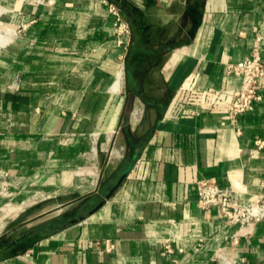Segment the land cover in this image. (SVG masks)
Instances as JSON below:
<instances>
[{
    "label": "crops",
    "instance_id": "crops-1",
    "mask_svg": "<svg viewBox=\"0 0 264 264\" xmlns=\"http://www.w3.org/2000/svg\"><path fill=\"white\" fill-rule=\"evenodd\" d=\"M109 1L128 47L102 0H0V247L22 235L0 264H264V220L232 243L195 194L199 177L237 204L264 192V78L239 135L227 115V64L264 61V0Z\"/></svg>",
    "mask_w": 264,
    "mask_h": 264
},
{
    "label": "built area",
    "instance_id": "built-area-1",
    "mask_svg": "<svg viewBox=\"0 0 264 264\" xmlns=\"http://www.w3.org/2000/svg\"><path fill=\"white\" fill-rule=\"evenodd\" d=\"M38 3H48L51 0H35ZM108 12L113 17L114 35L120 45L129 46L131 29L118 4L109 0H102ZM227 72L240 78V85L232 92L231 100L227 109L230 123L239 135L241 130L238 126V119L248 111H251L255 104L262 98L258 91L259 82L264 78V61L257 50L237 62L227 64ZM256 148L264 146V140L255 138ZM195 194L198 204L207 208L217 205L221 215L229 224L237 225V230L232 238V243L237 242V235L244 234L255 222L264 220V192L255 197L247 204H237L232 199V188L221 185L214 177H199L195 181ZM105 250L112 251V242H105ZM32 249H27L24 256H30ZM163 252L165 255H172L173 248L169 241H164ZM173 261H176L172 258Z\"/></svg>",
    "mask_w": 264,
    "mask_h": 264
},
{
    "label": "rangeland",
    "instance_id": "rangeland-1",
    "mask_svg": "<svg viewBox=\"0 0 264 264\" xmlns=\"http://www.w3.org/2000/svg\"><path fill=\"white\" fill-rule=\"evenodd\" d=\"M6 14L7 13L4 11L0 12V25H1L0 26V42H2L0 43V45L3 43H6L7 40L13 37L15 33L13 26L8 24V23L11 24L13 22L7 20V17H5ZM91 137H93V135H91ZM95 138L97 137L95 136ZM44 196L45 198H49L51 196V192L47 191Z\"/></svg>",
    "mask_w": 264,
    "mask_h": 264
},
{
    "label": "water",
    "instance_id": "water-1",
    "mask_svg": "<svg viewBox=\"0 0 264 264\" xmlns=\"http://www.w3.org/2000/svg\"><path fill=\"white\" fill-rule=\"evenodd\" d=\"M131 164V163H130ZM126 176V169L123 170L120 175L118 176V178L116 179V181L114 182V184L111 186V188L109 189V191L105 194V198H108L112 195V193L114 192V190L117 188V186L120 184V182L122 181V179ZM101 204V202L98 204V206ZM22 237V235H19L17 237H15L13 240L7 242L6 244H4L3 246L0 247V255L7 250L8 248H10L11 246H13L20 238Z\"/></svg>",
    "mask_w": 264,
    "mask_h": 264
},
{
    "label": "trees",
    "instance_id": "trees-1",
    "mask_svg": "<svg viewBox=\"0 0 264 264\" xmlns=\"http://www.w3.org/2000/svg\"><path fill=\"white\" fill-rule=\"evenodd\" d=\"M130 153V152H129ZM127 160H128V156H127ZM125 163H127V162H125Z\"/></svg>",
    "mask_w": 264,
    "mask_h": 264
},
{
    "label": "bare ground",
    "instance_id": "bare-ground-1",
    "mask_svg": "<svg viewBox=\"0 0 264 264\" xmlns=\"http://www.w3.org/2000/svg\"><path fill=\"white\" fill-rule=\"evenodd\" d=\"M0 43H2V42H0Z\"/></svg>",
    "mask_w": 264,
    "mask_h": 264
}]
</instances>
